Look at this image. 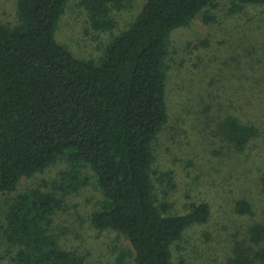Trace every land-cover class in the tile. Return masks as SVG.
I'll list each match as a JSON object with an SVG mask.
<instances>
[{"label": "trees", "instance_id": "trees-1", "mask_svg": "<svg viewBox=\"0 0 264 264\" xmlns=\"http://www.w3.org/2000/svg\"><path fill=\"white\" fill-rule=\"evenodd\" d=\"M70 1L17 0V23L0 20V264H87L57 216L92 183L94 231L129 244L119 264H187L176 260L175 248L212 213L208 203L196 202L177 213L157 192L173 35L197 20L217 23L220 11L245 19L264 9V0H81L89 29L109 35L93 59L76 57L58 40ZM128 11L130 19L120 21ZM254 27L251 38L264 49L261 27ZM262 78H245L243 97L252 88L262 92ZM262 121L229 111L219 135L244 153L263 140ZM55 167L56 178L20 191L23 181ZM236 209L253 213L246 201ZM234 244L227 264H264V223Z\"/></svg>", "mask_w": 264, "mask_h": 264}, {"label": "rangeland", "instance_id": "rangeland-1", "mask_svg": "<svg viewBox=\"0 0 264 264\" xmlns=\"http://www.w3.org/2000/svg\"><path fill=\"white\" fill-rule=\"evenodd\" d=\"M80 2L70 1L57 37L76 57L97 58L102 54L99 46L109 35L89 29ZM129 12L120 15V21L126 23ZM254 13L241 19L220 11L217 23L205 25L197 20L173 35L170 119L159 143L157 192L177 213L186 212L192 202L208 203L212 213L207 223L191 228L175 248L176 260L187 264H227L234 243L243 240L252 226L264 223V138L252 150L237 153L219 135L221 119L229 111L245 122L263 120L264 127V89L252 88L249 97H243L240 87L245 78L264 77V49L251 38L257 25L264 41V9ZM0 20L17 23V0H0ZM242 40L249 41L245 49L238 47ZM57 167L23 181L20 191L44 178H56ZM85 192L71 198L57 223L70 232L68 243L87 256V264H119L121 249L129 244L117 234L94 231L88 217V199L97 195L94 183ZM240 201L248 202L253 213L240 214L236 209Z\"/></svg>", "mask_w": 264, "mask_h": 264}]
</instances>
